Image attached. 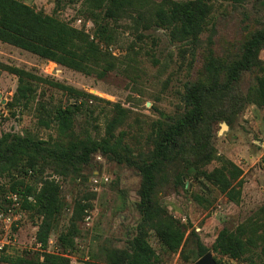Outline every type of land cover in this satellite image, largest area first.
Wrapping results in <instances>:
<instances>
[{"label": "trees", "instance_id": "16d2710c", "mask_svg": "<svg viewBox=\"0 0 264 264\" xmlns=\"http://www.w3.org/2000/svg\"><path fill=\"white\" fill-rule=\"evenodd\" d=\"M212 8L209 0H82L81 14L90 19L94 27L93 38H90L83 29L37 11L24 2L0 0V41L61 66L103 78L124 64L109 49L114 41L113 23L131 20L138 38L147 37L149 30H164L170 42L190 47L193 54L201 46V35ZM262 49L264 22L246 36L233 56H215L207 46L199 77L184 86L181 110L168 120L152 125V132L148 135L151 148L137 155L123 143V131L115 134L125 118L124 107L112 103L114 113L106 119L104 135L97 136L98 117L86 104L90 98L99 97L0 61V71L5 70L17 77L16 90L8 103L10 109L34 97V82L60 89L67 97L64 104L49 109L39 103L45 115L37 118L38 124L48 128L53 123L56 136L41 139L29 132L0 133V175L11 177V195L4 200L12 204L14 195L22 210L33 212L40 218L35 234L38 249L3 259L9 264H70L69 254L79 233L78 222L90 206L74 199L68 225L56 237L60 251H49L50 235L57 228L64 200L61 185L51 175H45L44 168L51 166L55 174L74 180L79 178L84 183L87 176L83 167L92 165L98 153L106 162L112 161L137 171L140 177L136 203L139 219L125 247L108 248L102 262L83 261L81 264H158L159 255L149 242L151 234L156 236L164 251L180 249L185 232L183 226L173 217L168 221H157L156 217L162 211L154 199L166 167L175 161L184 163L196 178L208 181L229 201L238 204L243 185L242 169L224 157H220L221 164L210 171L202 167L215 156L209 142L211 122L221 118L229 120L225 106L233 92H237L244 73L254 74V83L245 95L238 93L235 101L240 104L249 102L264 109ZM10 112L15 115V111ZM262 119L264 122V113ZM13 172L17 173L16 177ZM175 179L183 185L181 172L176 173ZM193 197L197 203H203V195L193 194ZM211 248L246 264H264V203L235 227H222ZM206 252L209 248L199 241L187 252L181 248L183 259L191 258L192 262Z\"/></svg>", "mask_w": 264, "mask_h": 264}, {"label": "rangeland", "instance_id": "374dc122", "mask_svg": "<svg viewBox=\"0 0 264 264\" xmlns=\"http://www.w3.org/2000/svg\"><path fill=\"white\" fill-rule=\"evenodd\" d=\"M19 1L83 29L93 38V23L80 11L82 0ZM209 1L213 6L212 13L201 35V46L193 54L190 47L170 42L166 32L161 29L149 30L147 37L138 38L132 21L122 19L112 24L114 41L109 49L124 64L103 78L61 66L1 41L0 61L99 97L90 98L86 104L98 117L97 136L104 135L106 119L114 113L112 103L124 107L125 118L115 134L124 132L123 143L134 155L146 153L151 148L148 135L152 132V125L168 120L181 110L184 86L199 77L205 48L209 46L215 56H233L238 53L246 36L264 22V0ZM260 58L264 61V49L260 51ZM34 83V97L10 109L8 103L16 90L17 77L5 70L0 71V133L29 132L41 139L57 135L53 123L48 128L38 124L37 118L45 115L39 103L49 109L64 104L67 97L60 89L45 83ZM253 83L254 74L244 73L237 92H233L225 106L229 120L221 118L211 122L209 142L215 156L202 167L212 170L221 164L220 157L238 165L242 169L243 181L240 202L235 204L229 201L216 186L196 178L184 163L175 161L169 164L154 194L155 202L162 211L156 220L164 222L173 217L185 232L180 249L174 252L164 251L156 236L150 235L149 242L160 258L158 264H194L191 258L183 259L181 248L187 252L195 246L196 241L209 248L217 264H246L243 260L217 253L211 246L222 227H235L264 203V109L249 102L240 104L235 101V96L238 93L245 95ZM10 111H15V115H11ZM95 170L103 171L111 178L110 182L100 184L95 189L88 180ZM178 172L182 173L183 185L175 179ZM13 173L16 177L17 173ZM83 173L87 176L84 183L79 178L74 180L55 174L51 166L44 168V174L51 175L61 185L64 200L57 228L50 235L49 251H60L56 237L68 225L74 199H80L81 203L90 206L84 210L83 219L78 222L79 233L69 254L70 264L104 261L108 248L125 247L139 219L136 203L140 177L136 170L112 161L98 163L94 158L92 165L83 167ZM10 179L8 174L0 175V264H9L4 257L17 256L39 247L35 239L40 222L38 215L22 210L18 199L13 200L12 204L4 200L11 195ZM25 179L31 181L30 177ZM193 194L203 195V203H197ZM4 216L8 222L4 221Z\"/></svg>", "mask_w": 264, "mask_h": 264}, {"label": "built area", "instance_id": "2783aa9c", "mask_svg": "<svg viewBox=\"0 0 264 264\" xmlns=\"http://www.w3.org/2000/svg\"><path fill=\"white\" fill-rule=\"evenodd\" d=\"M80 22V20H78ZM95 159L98 163H101L103 162L105 159L104 157L101 155V154H96L95 156ZM89 183L95 188L97 189V186H99L100 184H106V183H109L110 182V177L108 175H106L103 171L100 172V171H93L92 175L89 177ZM13 200H16V198L12 197ZM3 215L1 214V217ZM5 219L4 221L5 222H8V219H6V216H4Z\"/></svg>", "mask_w": 264, "mask_h": 264}, {"label": "water", "instance_id": "95a60500", "mask_svg": "<svg viewBox=\"0 0 264 264\" xmlns=\"http://www.w3.org/2000/svg\"><path fill=\"white\" fill-rule=\"evenodd\" d=\"M222 126H225V124H223ZM194 264H217V262L213 258L212 253L209 251L202 255L198 260H196Z\"/></svg>", "mask_w": 264, "mask_h": 264}]
</instances>
